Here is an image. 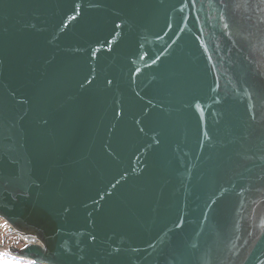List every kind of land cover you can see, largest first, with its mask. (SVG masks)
I'll return each mask as SVG.
<instances>
[{"label": "water", "instance_id": "1", "mask_svg": "<svg viewBox=\"0 0 264 264\" xmlns=\"http://www.w3.org/2000/svg\"><path fill=\"white\" fill-rule=\"evenodd\" d=\"M0 218L36 264H264V0H0Z\"/></svg>", "mask_w": 264, "mask_h": 264}, {"label": "rangeland", "instance_id": "2", "mask_svg": "<svg viewBox=\"0 0 264 264\" xmlns=\"http://www.w3.org/2000/svg\"><path fill=\"white\" fill-rule=\"evenodd\" d=\"M0 235L8 238V244L7 246H4V247L14 246L17 248H23L27 244V242H25L19 236L17 235H15L14 237L11 236L14 234H11L9 232V226L4 220L3 222L0 220ZM3 250L6 251V248H3ZM3 250H0V264H36L30 260H25V259L11 256L5 253V251Z\"/></svg>", "mask_w": 264, "mask_h": 264}, {"label": "flooded vegetation", "instance_id": "3", "mask_svg": "<svg viewBox=\"0 0 264 264\" xmlns=\"http://www.w3.org/2000/svg\"><path fill=\"white\" fill-rule=\"evenodd\" d=\"M0 220L3 222V220L1 218H0ZM11 236L14 237L15 235H11ZM7 244H8V238L0 235V247L7 246Z\"/></svg>", "mask_w": 264, "mask_h": 264}]
</instances>
